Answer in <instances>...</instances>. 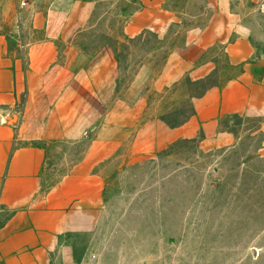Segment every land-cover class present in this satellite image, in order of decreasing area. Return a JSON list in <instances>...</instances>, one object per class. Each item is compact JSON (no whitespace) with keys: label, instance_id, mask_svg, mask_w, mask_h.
Segmentation results:
<instances>
[{"label":"rangeland","instance_id":"1","mask_svg":"<svg viewBox=\"0 0 264 264\" xmlns=\"http://www.w3.org/2000/svg\"><path fill=\"white\" fill-rule=\"evenodd\" d=\"M96 1L89 23L57 41L47 74L57 79L52 94L72 75L93 79L65 99L82 137L38 143L46 150L44 187L79 162L93 140L117 144L96 166L106 182L91 264H264V114L225 117L229 146L162 142L191 118L196 97L245 69L226 51L237 30L252 49L264 50V0H231L230 9L218 0H161L164 30L134 37L124 29L141 0ZM217 31L220 42H213ZM203 34L201 52L188 49ZM249 69L262 76L259 62ZM89 238L75 241L83 248Z\"/></svg>","mask_w":264,"mask_h":264},{"label":"crops","instance_id":"2","mask_svg":"<svg viewBox=\"0 0 264 264\" xmlns=\"http://www.w3.org/2000/svg\"><path fill=\"white\" fill-rule=\"evenodd\" d=\"M141 1L142 8L124 29L129 37L146 29L164 30L162 1ZM218 2L231 8V0ZM96 3L0 0V264H91L96 258L93 235L104 207L106 182L96 166L113 155L117 144L112 137L93 140L81 160L50 187L43 186L46 150L38 144L82 137L81 128L74 123L76 113L65 99L73 86L75 99L93 79L72 75L61 91L54 88L52 94L57 79L51 80L47 74L57 60V41L84 28ZM237 32L240 35L226 51L233 65L245 69L226 84L210 87L196 97L194 114L183 126L168 131L163 143L197 138L211 148L229 146L233 137L221 127L225 117L264 114V50L252 49ZM211 36L213 42H220L219 31ZM202 38L204 34L188 49L201 52ZM67 47L75 56H82L75 44ZM255 62L262 65L261 77L249 69ZM161 148L153 145L149 149ZM79 235L90 237L83 248L75 241Z\"/></svg>","mask_w":264,"mask_h":264},{"label":"built area","instance_id":"3","mask_svg":"<svg viewBox=\"0 0 264 264\" xmlns=\"http://www.w3.org/2000/svg\"><path fill=\"white\" fill-rule=\"evenodd\" d=\"M25 5V2H22V6H24Z\"/></svg>","mask_w":264,"mask_h":264},{"label":"trees","instance_id":"4","mask_svg":"<svg viewBox=\"0 0 264 264\" xmlns=\"http://www.w3.org/2000/svg\"><path fill=\"white\" fill-rule=\"evenodd\" d=\"M144 36V33L141 35V38Z\"/></svg>","mask_w":264,"mask_h":264}]
</instances>
